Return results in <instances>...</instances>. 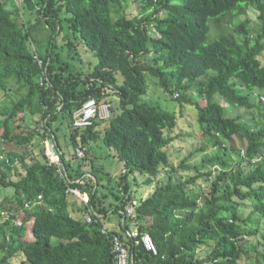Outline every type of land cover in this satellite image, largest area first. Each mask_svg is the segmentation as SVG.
Wrapping results in <instances>:
<instances>
[{
  "label": "trees",
  "instance_id": "trees-1",
  "mask_svg": "<svg viewBox=\"0 0 264 264\" xmlns=\"http://www.w3.org/2000/svg\"><path fill=\"white\" fill-rule=\"evenodd\" d=\"M122 3L0 0V100L19 95L0 105V188L12 191L0 204V264H16L19 257L17 264H115L112 239L123 240L131 223L150 235L158 252L152 257L141 245L132 248L144 264H264V251L250 242L257 219L264 218V0H136L139 11L131 16ZM249 10L256 26L240 20ZM59 39L69 58L81 45L90 51L94 69L83 74L71 68L55 51ZM42 73L47 88L38 83ZM147 75L181 108L196 111L201 137L217 151L192 168L184 160L183 170L194 172L185 181L174 180L179 170L166 150L177 115L143 100ZM109 91L121 113L105 120L102 130H95L99 120L75 128L74 112L89 97L106 101ZM216 97L257 110L259 120L228 117ZM27 115L45 122L43 133L40 124H16ZM61 126L73 149L68 155L59 142ZM36 136L54 140L63 173L43 160V150L27 162ZM92 139H101L123 163L117 183L123 196L115 206L105 207L106 195L97 194L104 185L89 158ZM80 146L86 152L81 159L75 153ZM162 171L168 180L128 216L127 175L149 176L152 186ZM200 179L210 182L206 195L192 192ZM70 190L88 196L83 213L94 218L91 224L72 217ZM110 212L118 214L120 229L103 234Z\"/></svg>",
  "mask_w": 264,
  "mask_h": 264
},
{
  "label": "rangeland",
  "instance_id": "rangeland-1",
  "mask_svg": "<svg viewBox=\"0 0 264 264\" xmlns=\"http://www.w3.org/2000/svg\"><path fill=\"white\" fill-rule=\"evenodd\" d=\"M135 1L136 0H123V10L128 16L137 14L139 11V7L135 4ZM256 16L257 15L253 10H249L248 14L245 17H242L240 20L242 21L244 19H248L251 26H256ZM60 43H62V41L59 39L58 47L57 49H55V51L58 52V54L64 61H67L69 63L71 68L76 67L83 74H87L88 72L94 69L95 65L97 64V59L90 51H87V49L83 45L76 49L77 55H73L72 58H69L70 56L67 51L61 49L62 45ZM41 45H39V47L37 48L39 54L42 55L44 51V46ZM116 78V83L120 85L122 82L120 76L117 75ZM189 95L191 94L189 93ZM18 97L19 95H3L0 100V105L4 106V103L16 100ZM175 97L176 95L173 96V98ZM103 100L106 101H99L101 103L107 102L110 105V118L113 115H118L121 113L118 105V98L114 91H109L108 95ZM143 100L151 104H158L161 108L169 112L176 113L178 120L177 128L175 129V131L169 133V135L174 137V140L166 148V150L170 158L171 166L174 169L179 170L178 175L174 177V180L178 179L185 181L191 178L194 175V172L192 170H183L184 168L181 167L182 162L184 160H187L186 163H184L185 167L187 166L192 168L196 164H199L203 157L212 156L217 152L215 149H212L209 143L205 142V137H201V132L199 131V126L197 125L196 111L188 105L181 108L178 102L175 101V99H172L171 96L166 94L157 85V79L149 75L146 76V94L143 96ZM254 100L257 101L255 98ZM215 101L225 107V114L228 117L240 116L242 118L241 120L244 122H255L260 118L259 112L255 109L247 110L245 108H233L225 100L217 97ZM263 108L264 106L262 107V110ZM262 113H264V111H262ZM19 116L21 117L22 115ZM99 122L100 124L95 126V130H102L107 125V121L105 122V120H99ZM19 123L22 126L29 127L31 129L34 127H38V125L40 124V118L37 115H27L24 118V121H20L19 119H17L16 124ZM64 132L65 127L61 126L58 132L59 142L64 154L68 155V152H72L73 149L72 147L66 145L68 141L62 136ZM86 146L89 149V158L92 160V167L95 170L96 177L98 178L99 182L104 185L99 186L97 191L98 196H101L102 194L106 195V199L104 201V204L106 205H104L105 207L114 204L117 205V203L121 200V196H123L122 190L117 185V183L119 182L120 174L123 173V163L117 159L115 153L112 150L105 147L101 139H92L86 144ZM201 148H204L205 151L201 152ZM80 149L84 150L83 146H80ZM41 150L45 151L42 139L40 138V136H36L31 146L29 147L27 162L33 159L31 158L32 156L39 158ZM215 170L218 169L215 168ZM21 172L22 170H20V173ZM168 178L169 176L167 175L166 171H162L161 177L156 182H153L152 186H150L148 184V182L151 180L149 176H143L138 172L128 174L127 193L131 195L132 201L138 204L142 199L152 193L156 185L165 183ZM209 187L210 182L203 183L200 179L195 182L192 186V192L202 191L203 194L206 195L209 191ZM11 195V190L4 191L0 188V204L4 199L11 197ZM74 196L76 195H69V205L70 202L73 201L74 204H80L81 206H84L85 203L88 201L87 195V198H84L82 202H80L79 199H76ZM248 213L249 212L247 211L244 212V216L248 215ZM103 221L106 224V229H109V227L114 228L115 224H119V216L114 212H110L107 218H103ZM252 231L255 232V238L251 239L250 242L254 244L258 243L260 251H264V240L262 239L264 233V218L257 219V226H254ZM207 251V249L204 250V252L201 253L199 257L204 256ZM19 258L15 261L16 264L19 262Z\"/></svg>",
  "mask_w": 264,
  "mask_h": 264
},
{
  "label": "built area",
  "instance_id": "built-area-1",
  "mask_svg": "<svg viewBox=\"0 0 264 264\" xmlns=\"http://www.w3.org/2000/svg\"><path fill=\"white\" fill-rule=\"evenodd\" d=\"M16 4L20 3L22 0H8ZM34 62L39 66H43L42 61L38 56L34 55ZM40 86L45 88L48 87L49 82L45 76V73H42L38 79ZM110 105L107 102H100L95 98L89 97L81 107L76 110L73 114V126L78 129H83L91 126L96 120H108L110 118ZM44 123L41 122L39 126V132H44ZM44 144V154L47 159L48 164H55L58 168L59 173H63V165L59 162L57 153L58 148L53 139L46 138L43 141ZM75 153L78 158H83L85 156V149H76ZM72 194L76 196H81L78 190H70ZM136 202H132V205H129L127 209V215L133 216L134 206ZM97 215V214H95ZM94 221V218L88 217L86 222L91 224ZM101 233L108 234V231L105 227L101 228ZM141 245L152 257L158 255L154 242L149 234L140 233L137 228L134 227L133 230L127 231L124 233V239H120L118 236H114L112 239L113 253L115 256V264H144L140 259H136V254L133 253L132 248Z\"/></svg>",
  "mask_w": 264,
  "mask_h": 264
},
{
  "label": "crops",
  "instance_id": "crops-1",
  "mask_svg": "<svg viewBox=\"0 0 264 264\" xmlns=\"http://www.w3.org/2000/svg\"><path fill=\"white\" fill-rule=\"evenodd\" d=\"M72 195H74V194H72ZM76 199H79V201L80 202H82L83 201V198L80 196V197H78V196H74ZM84 208V206H81L80 204H74V202L72 201V202H70V213H71V215H72V217H75V218H80V219H84V220H86L88 217H92L91 215H87V213H83V208ZM94 216H97V217H101V216H99V215H95V213H94ZM134 227H135V225L133 224V223H131L130 224V229L128 230V231H131V230H133L134 229ZM136 228V227H135ZM109 229H113V230H117V231H119V229H120V227H119V224L117 225V224H115V227L113 228H111V227H109ZM127 232V231H126ZM126 232H124V233H126Z\"/></svg>",
  "mask_w": 264,
  "mask_h": 264
},
{
  "label": "water",
  "instance_id": "water-1",
  "mask_svg": "<svg viewBox=\"0 0 264 264\" xmlns=\"http://www.w3.org/2000/svg\"><path fill=\"white\" fill-rule=\"evenodd\" d=\"M42 158H43V160L47 163V159H46V156L45 155H43L42 156Z\"/></svg>",
  "mask_w": 264,
  "mask_h": 264
},
{
  "label": "clouds",
  "instance_id": "clouds-1",
  "mask_svg": "<svg viewBox=\"0 0 264 264\" xmlns=\"http://www.w3.org/2000/svg\"><path fill=\"white\" fill-rule=\"evenodd\" d=\"M78 197H80V196H78Z\"/></svg>",
  "mask_w": 264,
  "mask_h": 264
}]
</instances>
